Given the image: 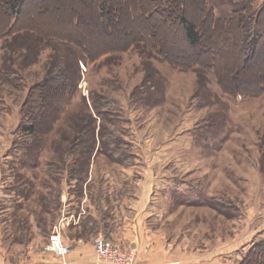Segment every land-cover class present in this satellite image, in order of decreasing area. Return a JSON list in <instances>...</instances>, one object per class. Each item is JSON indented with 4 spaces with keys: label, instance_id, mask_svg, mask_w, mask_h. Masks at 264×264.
<instances>
[{
    "label": "rangeland",
    "instance_id": "1",
    "mask_svg": "<svg viewBox=\"0 0 264 264\" xmlns=\"http://www.w3.org/2000/svg\"><path fill=\"white\" fill-rule=\"evenodd\" d=\"M153 1H112L120 16L108 35V25L83 17L71 27L79 0H22L19 31L0 35V239L17 244L20 257L29 243L36 263L68 264L46 249L54 228L59 239L98 229L133 264H242L264 242V31L244 55L235 31L234 44L214 42L220 31L208 38L200 0H184L181 16L204 36L205 48L192 47L179 14L164 20ZM208 6L223 17L235 8L231 0ZM252 6L264 9V0ZM6 21L0 8V28ZM206 45L217 54L220 83L206 66ZM61 70L74 87L54 105L55 117L39 122L25 154L27 90ZM60 196L66 221L75 215L82 229L60 222ZM117 228L137 240H114ZM96 236L89 264H107L96 259Z\"/></svg>",
    "mask_w": 264,
    "mask_h": 264
},
{
    "label": "trees",
    "instance_id": "2",
    "mask_svg": "<svg viewBox=\"0 0 264 264\" xmlns=\"http://www.w3.org/2000/svg\"><path fill=\"white\" fill-rule=\"evenodd\" d=\"M81 7H77L76 14L70 15L71 27L79 25L81 18H84L86 23L99 24L102 27L107 26L109 30L108 35L112 32V28L118 24L119 13L118 9L113 6L112 1L114 0H79ZM235 8L226 17L218 16L215 13L213 6H208V0L199 1V10L202 12L203 17L208 18V38L214 33L219 32L218 37L213 38L214 42L221 44L222 42H230L234 44L235 41L232 39V33L236 32L237 37L240 39V45L244 50V55H248L254 51L257 46L262 33L264 31L260 19L264 18V9L257 12L253 10V0H231ZM22 0H0V8L5 10V16L7 18L5 26L2 25L0 28V35L9 36L12 33L18 32V27L22 23L19 21L21 18V6ZM184 0H154L152 10L154 13L161 14L165 20L169 16H174V13L179 14L178 23L182 26L183 36L185 41L192 47L203 45L204 36L198 30L195 23L190 22L186 18L182 17L180 13L184 11ZM142 14V12H141ZM143 18L148 20L151 16L150 12L142 14ZM17 28V29H16ZM17 30V31H16ZM36 30V29H34ZM52 33H45L44 36L56 37L66 42H70L79 48L84 53L87 59H94L97 56H92L88 51L87 47L80 45L75 42L72 38H67L62 34L54 35ZM213 37V36H212ZM207 38V36H205ZM149 43V42H148ZM153 44L152 47L161 52V48L158 44ZM209 48L208 45H206ZM222 46V44H221ZM118 49H123L121 46H117ZM210 49V48H209ZM207 50V49H206ZM202 51L204 54H209L207 59L209 63L206 66L212 68L218 74L219 83L221 81V75L217 69V54L213 49L209 51ZM201 54V53H200ZM200 65L199 63H192L191 67ZM6 71L7 69L4 68ZM9 71V70H8ZM7 71V72H8ZM10 72V71H9ZM8 72V74H9ZM11 73H14L11 71ZM71 73L69 71L61 70L58 73H54L52 76H47L45 80L37 83L27 90V95L20 108V125L19 133L21 136L20 145L21 149L28 154L30 150L31 137L35 136L39 122L44 119L46 115L55 117L56 110L54 105L60 103L61 99L64 98L68 91L71 93L74 87V81L71 80ZM259 88L264 89V85ZM57 102V103H56ZM96 109V108H95ZM97 116L99 112L96 111ZM24 140H23V139ZM93 142L92 131L89 130V140L86 144V149L90 147ZM264 264V242L255 244L248 254L247 258L242 261V264Z\"/></svg>",
    "mask_w": 264,
    "mask_h": 264
},
{
    "label": "crops",
    "instance_id": "3",
    "mask_svg": "<svg viewBox=\"0 0 264 264\" xmlns=\"http://www.w3.org/2000/svg\"><path fill=\"white\" fill-rule=\"evenodd\" d=\"M59 201L61 203L60 207H59V213H60V222L64 223L65 225H67L68 221L66 217L67 215H65L64 212L66 210L67 207V202H66V198L60 196L59 197ZM63 206V207H62ZM62 207V208H61ZM65 207V210H64ZM64 213V215H62ZM90 209L88 214H90ZM78 214L79 211H78ZM72 215V214H71ZM93 215V213L91 214ZM74 218H77L76 220H72V222L69 224L70 226H73L72 228L74 229H82V223L80 224L78 222L79 217H75V215H73ZM81 217V215H79ZM94 216V215H93ZM72 217V216H71ZM92 217V216H91ZM90 217V218H91ZM86 227L93 226V223L90 222L89 224L85 225ZM125 227V226H123ZM119 228L115 229L113 232H111L110 234L112 235V237H114V240H129L130 242H135L137 239L133 238L132 236V231L127 228V232L125 233V231L122 229V231L118 230ZM92 230V228H91ZM122 233V236H120V234ZM78 236L72 237V238H65L63 236L60 235V241L62 243V245H64L65 247H67L70 251L69 253L66 255V261L68 264H89L91 263V259L93 258V248L90 244L92 237L95 235H98V229L95 230V232L90 231V233L88 235H81V232L78 231ZM115 234V235H114ZM33 246L30 245L29 243L22 246L21 247V257L19 256V249L17 244L9 242V239H6L5 241H2L0 239V264H59V262L54 259L52 262L51 261H47L45 259H42L40 261L34 260L36 252L35 249L32 248ZM24 256V259L22 258ZM40 256H44L43 253H40ZM20 257V258H19ZM155 261L152 264H159L161 263L159 258H155ZM147 264V263H144Z\"/></svg>",
    "mask_w": 264,
    "mask_h": 264
},
{
    "label": "built area",
    "instance_id": "4",
    "mask_svg": "<svg viewBox=\"0 0 264 264\" xmlns=\"http://www.w3.org/2000/svg\"><path fill=\"white\" fill-rule=\"evenodd\" d=\"M93 246L96 252V259L100 262L107 264H133L132 254L122 250L118 246L109 245L100 235H97L93 239ZM46 249L61 257L66 256L70 251L62 245L56 228L50 234L49 244Z\"/></svg>",
    "mask_w": 264,
    "mask_h": 264
}]
</instances>
